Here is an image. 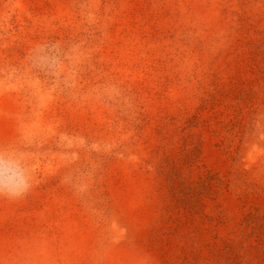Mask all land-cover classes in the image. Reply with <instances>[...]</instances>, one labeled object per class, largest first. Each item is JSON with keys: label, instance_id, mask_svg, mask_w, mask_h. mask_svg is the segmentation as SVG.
Segmentation results:
<instances>
[{"label": "rangeland", "instance_id": "1", "mask_svg": "<svg viewBox=\"0 0 264 264\" xmlns=\"http://www.w3.org/2000/svg\"><path fill=\"white\" fill-rule=\"evenodd\" d=\"M0 264H264V0H0Z\"/></svg>", "mask_w": 264, "mask_h": 264}]
</instances>
